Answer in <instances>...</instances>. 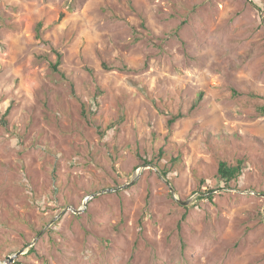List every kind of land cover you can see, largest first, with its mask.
Returning <instances> with one entry per match:
<instances>
[{
  "label": "rangeland",
  "instance_id": "rangeland-1",
  "mask_svg": "<svg viewBox=\"0 0 264 264\" xmlns=\"http://www.w3.org/2000/svg\"><path fill=\"white\" fill-rule=\"evenodd\" d=\"M261 107L264 0H0V264H264Z\"/></svg>",
  "mask_w": 264,
  "mask_h": 264
},
{
  "label": "trees",
  "instance_id": "trees-1",
  "mask_svg": "<svg viewBox=\"0 0 264 264\" xmlns=\"http://www.w3.org/2000/svg\"><path fill=\"white\" fill-rule=\"evenodd\" d=\"M59 62L54 66L55 70H57V65H59ZM260 113L264 115V107H261L259 109ZM175 120V119H174ZM172 120L171 122H173ZM147 162V161H145ZM244 167L243 161L239 160L235 165L230 164L226 161H222L219 165L218 169V177L220 180H222L227 186H230L231 183L238 180L240 175L242 174ZM164 177H167V174L165 172L162 173ZM213 197H208V199H212Z\"/></svg>",
  "mask_w": 264,
  "mask_h": 264
},
{
  "label": "water",
  "instance_id": "water-1",
  "mask_svg": "<svg viewBox=\"0 0 264 264\" xmlns=\"http://www.w3.org/2000/svg\"><path fill=\"white\" fill-rule=\"evenodd\" d=\"M134 183V181L133 182H131L130 184H128V185H125V186H123V187H120L119 189H124V188H126L127 186H129V185H132ZM170 189H171V193H172V195L174 196V189L172 188V187H170ZM117 189H115V190H113V191H116ZM105 192H107V191H105ZM179 203L181 204V205H184V206H186V205H188V202H183V201H179ZM76 212H80V211H76ZM23 254V252H19V253H17L16 255H14V256H11V257H8V262L9 263H14L15 262V258L16 257H18V256H20V255H22Z\"/></svg>",
  "mask_w": 264,
  "mask_h": 264
}]
</instances>
